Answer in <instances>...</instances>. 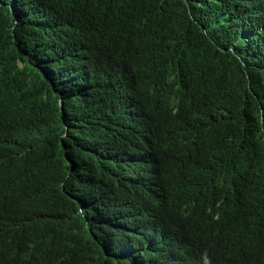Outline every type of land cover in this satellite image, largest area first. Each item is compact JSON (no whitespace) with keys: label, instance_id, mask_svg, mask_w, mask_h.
<instances>
[{"label":"trees","instance_id":"obj_1","mask_svg":"<svg viewBox=\"0 0 264 264\" xmlns=\"http://www.w3.org/2000/svg\"><path fill=\"white\" fill-rule=\"evenodd\" d=\"M120 54L154 70L167 248L264 264V0H0V264H170L135 222Z\"/></svg>","mask_w":264,"mask_h":264},{"label":"clouds","instance_id":"obj_2","mask_svg":"<svg viewBox=\"0 0 264 264\" xmlns=\"http://www.w3.org/2000/svg\"><path fill=\"white\" fill-rule=\"evenodd\" d=\"M118 46V45H117ZM116 71L112 85H120V101L123 107L121 116L128 121L141 124L142 133L127 147L129 154L126 156L125 177L135 185V201L141 211L138 212L135 222L140 232L148 237V245H160L169 257L170 264H214L215 259L208 252L200 253V250L187 240V244L179 248H167L170 244V233L158 219L156 209L162 206V200L166 194V185L159 170L153 166L154 161H161L158 157L157 145L159 133L152 122L153 118L163 117L161 109L146 110L144 104L155 88L151 85L154 70L147 61H140L128 54H120L113 59ZM141 121H145L141 123ZM181 121V120H180ZM191 134L178 128V135L183 140L184 135ZM3 165L0 163V167ZM184 177H188V170L182 171ZM116 174L121 176L119 167ZM18 198V193H10ZM144 205H150L154 209L145 213ZM11 223L5 220L0 226ZM33 223L18 222L19 231L34 227ZM13 234L12 244H15L20 236ZM190 243L191 245H188ZM195 248L198 249L195 250ZM207 248V247H206ZM205 250H208V248Z\"/></svg>","mask_w":264,"mask_h":264}]
</instances>
